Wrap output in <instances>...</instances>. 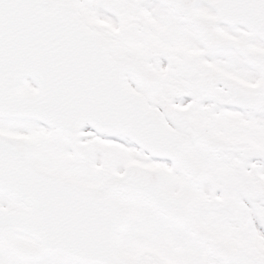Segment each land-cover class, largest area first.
I'll use <instances>...</instances> for the list:
<instances>
[{"label": "snow or ice", "instance_id": "6c2138e0", "mask_svg": "<svg viewBox=\"0 0 264 264\" xmlns=\"http://www.w3.org/2000/svg\"><path fill=\"white\" fill-rule=\"evenodd\" d=\"M0 264H264V0H0Z\"/></svg>", "mask_w": 264, "mask_h": 264}]
</instances>
